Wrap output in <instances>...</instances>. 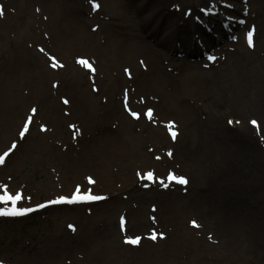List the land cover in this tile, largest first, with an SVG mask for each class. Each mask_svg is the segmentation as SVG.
I'll return each instance as SVG.
<instances>
[{"label":"rangeland","instance_id":"1","mask_svg":"<svg viewBox=\"0 0 264 264\" xmlns=\"http://www.w3.org/2000/svg\"><path fill=\"white\" fill-rule=\"evenodd\" d=\"M47 1L0 0V155L17 145L0 164V195L5 190L22 193L18 208L45 205L26 218L0 216V262L264 264V131L250 123L256 120L261 125L260 34L253 33L249 46L248 30L242 25L231 37L213 33L217 45L208 50L216 51L213 63L195 42L196 57L203 60L187 61L194 68L176 61L182 56L174 58L162 50L166 61L160 68L172 81L142 77L135 83L132 75L148 67L144 55L135 51L141 39L126 24L119 31L120 19L108 12L115 8L113 2L106 0L101 6L102 0H95L99 7L93 9L91 0H63L68 2L65 12L70 19H64L62 30L69 37L71 23L80 22L88 39L74 47L64 43L60 49L52 37L61 29L56 26L60 5L51 4L52 11H45L42 5ZM126 1L127 15L134 18L141 0H133V5ZM211 3L227 10L220 20L232 18L229 0H168L166 7L190 6L192 18L184 12L176 17L186 15L189 39L202 40L207 26L200 30L195 19ZM148 39L144 42L152 46V53L161 51L154 38ZM180 44L174 38L173 46ZM128 48L133 50L129 56ZM49 57L63 67L52 68ZM78 59H86L95 71ZM200 63L209 66L203 69ZM34 66L45 75L40 80L33 79ZM143 80L147 83L141 88ZM149 109L152 119L145 115ZM133 111L139 119L131 115ZM29 116L33 120L21 138ZM189 117L195 124L185 133L183 120ZM247 127L255 153L242 151L233 142L237 134L231 131L246 132ZM205 144L209 146L201 147ZM207 147L215 150L208 153ZM194 149L206 150L208 156L195 157ZM210 157L211 163L200 162ZM169 173L183 176L187 184L169 181ZM77 185L81 192L90 190L105 199L88 206L49 203L61 196L70 198ZM153 233L155 240L150 238ZM137 236L138 244L125 242Z\"/></svg>","mask_w":264,"mask_h":264},{"label":"bare ground","instance_id":"2","mask_svg":"<svg viewBox=\"0 0 264 264\" xmlns=\"http://www.w3.org/2000/svg\"><path fill=\"white\" fill-rule=\"evenodd\" d=\"M105 1L106 0L101 1L102 2L101 6L105 4ZM107 1H111L114 3L115 8L109 9L108 12L113 13L114 16L120 19V22L122 24H120L119 26V31L121 29H125L124 27L121 28V26L126 24L125 27L129 28L131 32L136 31V33L139 34V37L137 36L138 40L141 39V43L136 45L137 49L135 51H139L141 54L144 55V57L146 58V64L148 65V67L146 68L145 72L138 71V72H135L134 77L132 75V78L135 83H137L142 77L148 78V80H156L158 82H164L165 80L172 81L171 80L172 76L170 77L166 75L165 73H163L162 69L160 68V65L166 61L164 60L166 59L165 56L162 55L163 51H166L167 53H171V55L175 56L174 58H176L177 56H182L180 57L181 59H176V61L177 62L181 61L182 63H184L183 67L185 68L186 67L190 68L191 66H192L191 68H194L193 67L194 64L190 65V63H187V61L202 62L203 59L196 57L197 56L196 54L198 53V48H197L198 46H199V50H202L201 54H204V52L211 49V47H213L215 44L217 45L216 43L217 38L213 36V33L220 34L221 38L223 37L227 38V35H229V33L231 34L233 32L232 30H234L235 32V30L241 24L243 26L242 28L252 30L253 32H256L257 35L260 34L259 38L260 37L261 38L259 39L260 42L258 45L261 48L264 47V13L262 10L264 9L263 8L264 0H257V1L255 0H229L232 2V3H229V5L232 6V9L229 8L230 9L229 11L232 13L229 16H233V18L227 17V19L222 18V20L219 19V15H223L227 11L226 9H224L223 5H218L217 3H211L207 5L206 8L203 7L204 8L203 10L207 12L206 13V17H207L206 23H207L208 30L204 31L205 33L203 35L202 40L198 38L193 39V40L189 39L188 34H191V30L189 26L184 25V21H183V18L186 15L187 17H190L192 14V9L188 5L184 9H182L178 7L179 6L178 4H175L173 5L175 6V9L170 10L169 8L166 7V5L168 4V0H141L140 4L136 5V8L133 11L135 12V14L132 13L135 17L132 18L130 16V13L127 15V8H125L126 4L124 3V0H107ZM128 1H126L127 5L128 4L133 5V0L132 2H128ZM174 1H180V0H174ZM183 1H186V0H183ZM65 2L66 1H63V0H49L46 2V4L49 5L50 7H48L47 5H42L45 11L49 9L50 11H52L51 4L56 5V3L57 4L59 3L60 5L59 6L60 9L57 10L58 13L60 11V19L57 21L56 26L61 27V29H57V31H60V32H57V33L54 32V35L52 34V37L54 38V42L57 43L56 47H61L60 49H62V45H64V43H68L67 44L68 46L74 47V46H78V44H81V43L82 44L87 43L86 41L88 39V34H86L82 30L81 28L82 24L80 22L73 21L74 24L71 23V25L73 26V29H72V32H68V34L70 35L69 37H67L66 32L62 30V24H63L64 19H67V20L70 19V17L65 12V10L69 8L68 2H66L67 4ZM250 2L259 5V9H253L250 6H248ZM134 3H135V0H134ZM208 6H210V8H214V10L217 11V14L211 12L208 9L209 8ZM70 7H74V6H70ZM105 8H107V6ZM63 11H64V14L62 15ZM181 12H184L186 15L182 18L176 17L175 13L180 14ZM166 18L168 19L167 25L165 22ZM252 20L253 21L256 20V23L252 22ZM197 26L200 30H203L204 25H202L201 23H198ZM133 27H135L137 30L133 29ZM120 34H123V33H120ZM148 36L154 38V44L157 47H160L161 51H154L152 53V49H150L152 48V46L144 42V40L148 39ZM112 38L113 37H111V39ZM174 38H177L180 41H182V44H180L179 46H173ZM21 39H22V36H18L17 46L20 45ZM118 42H121V44H124L123 41H118ZM195 42L197 44V47L192 46ZM126 52L128 53V56H129L131 55L130 53L133 52V50L128 48ZM214 52L216 51H212L210 54H213ZM208 54H209V51H208ZM191 58L194 60H190ZM167 59L172 62L175 61V59L171 57H167ZM200 64L202 66V63ZM240 67H241V64L240 65L238 64L237 68H240ZM231 70L235 71L234 66L231 67ZM45 73L47 74V72ZM32 76H33V79L40 80L41 77H44L45 75L40 71L39 68L34 66L32 68ZM145 80L142 81L141 88L143 87V85L147 83ZM260 97H263V99L261 98L258 99L257 104L259 106V110L257 113L259 114V117L261 120V125L259 122V126H260L259 128H262L264 131V94L261 95ZM91 104H92V101H91ZM110 104H113V102L110 101ZM108 113H110L109 110L107 114ZM183 122H185V126L187 127L185 128L186 129L185 133H187L189 131V127L195 124V118L189 117L187 119H184ZM246 130H247L246 132H242L241 130L239 131L237 129L235 131H231L232 133L237 134L235 135L236 137H232L233 142L236 143V148H239L242 151H248L250 153H253V152L255 153L254 141L252 140V138L250 137L248 133L252 130L249 127H247ZM180 137H181V134H180ZM226 140H229V139H226ZM206 145L207 144L201 147H205ZM214 150H215L214 148H211L210 151L208 149V153ZM200 153H203L205 156H208V153L206 152V150L204 151L203 149L193 150V154L194 155L196 154L195 157L199 156L198 154ZM210 159L211 157L208 158L206 161L201 160L200 162H205V163L210 162L211 163L213 161V157L211 160ZM154 165H157V164H154Z\"/></svg>","mask_w":264,"mask_h":264},{"label":"snow or ice","instance_id":"3","mask_svg":"<svg viewBox=\"0 0 264 264\" xmlns=\"http://www.w3.org/2000/svg\"><path fill=\"white\" fill-rule=\"evenodd\" d=\"M91 2H92L93 9H97L99 7V5L95 3V0H91ZM2 15H3V9L0 8V16H2ZM252 35H253L252 31H249L247 33V41H248L249 46H252ZM41 51H43V49H41ZM49 59L52 61V63H51L52 68L55 69L57 67H63V65L59 64L56 61L55 57H49ZM209 59L210 60L214 59V57L210 56ZM77 63L81 64L82 66L87 68L89 71H95V69L91 66V64L86 59H78ZM125 71H128V70L126 69ZM64 103L68 104L69 101L67 99H65ZM31 111L33 114H36L37 109L33 108ZM131 115L134 118L139 119V115L136 112H134V111L131 112ZM145 115L149 119H152V115H153L152 110L149 109ZM32 120H33L32 116H29L27 118V122L23 125V130L20 132L21 138H23L25 136V134L29 131V125L32 122ZM231 123H233V122L230 120L229 124H231ZM236 123H239V121H236ZM250 123L257 130H259L260 126L256 120H251ZM169 127L170 128L174 127V124L170 123ZM41 130H45V129L42 127ZM171 135L173 138H175L176 133L172 132ZM16 147H17V145L15 143H13L11 145V147L8 149V151H6L2 155H0V164L4 163L5 158L8 157L10 152H12ZM169 155H171V153H169ZM148 176H149V178H151L152 173H148ZM87 179H88L89 183H95V181L91 177H88ZM167 179L169 181H174V182L181 184V185L187 184V180L183 176H176L172 173H169ZM160 183L164 187H167V184H165L163 180ZM4 187H5V189H7L6 185ZM23 198L24 197H23L22 193H20V192H17L13 195L9 191L5 190L3 192V194L0 195V204L5 205V206L11 204V207L10 208L9 207H0V216H18V215H23L27 212L33 211V209H31V208H18L17 207L18 202L21 201ZM102 199H105V197L94 195V194H92V192L90 190H86L84 192H81L80 186L77 185L75 191L71 194L70 198L61 196L57 200L49 201V203L50 204H58V203H69V204H71V203H78V202L98 201V200H102ZM38 207L43 208V207H45V205H39ZM192 225H193V227H199V225H197L196 221H192ZM69 228L72 229L73 231H75V227L73 225H69ZM150 238L155 240L157 238V236L155 233H153ZM139 241H140V237L137 236L135 238H127L125 242L130 243V244H138ZM0 264H2V262H0Z\"/></svg>","mask_w":264,"mask_h":264}]
</instances>
